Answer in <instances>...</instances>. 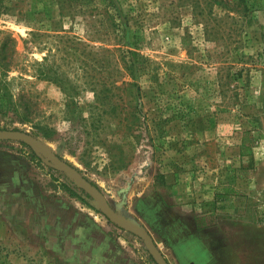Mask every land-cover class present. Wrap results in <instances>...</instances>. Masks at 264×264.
Wrapping results in <instances>:
<instances>
[{"label": "rangeland", "instance_id": "obj_1", "mask_svg": "<svg viewBox=\"0 0 264 264\" xmlns=\"http://www.w3.org/2000/svg\"><path fill=\"white\" fill-rule=\"evenodd\" d=\"M15 128L136 223L138 199L184 185L264 264V0H0V129ZM0 150L27 170L0 184V264H155L30 143Z\"/></svg>", "mask_w": 264, "mask_h": 264}, {"label": "crops", "instance_id": "obj_2", "mask_svg": "<svg viewBox=\"0 0 264 264\" xmlns=\"http://www.w3.org/2000/svg\"><path fill=\"white\" fill-rule=\"evenodd\" d=\"M17 172H27L26 165L15 154L0 150V184L14 190ZM3 174L8 182L1 181ZM166 190L173 193L172 200L142 197L133 209L140 219L137 222L150 232L169 264H245L235 240L228 241L217 223L205 224V212L196 217L192 206L179 200L184 185Z\"/></svg>", "mask_w": 264, "mask_h": 264}, {"label": "water", "instance_id": "obj_3", "mask_svg": "<svg viewBox=\"0 0 264 264\" xmlns=\"http://www.w3.org/2000/svg\"><path fill=\"white\" fill-rule=\"evenodd\" d=\"M0 139H15L28 142L32 145L36 154L46 161V152L43 151L41 144L29 132L19 129H0ZM49 157L53 162H46L56 169L72 176L75 182L96 200L109 220L119 227L139 236L145 242L151 256L157 264H169L154 238L145 227L132 220L126 219L119 212H117L105 194L93 185L92 182L88 180L75 166L57 155L50 154Z\"/></svg>", "mask_w": 264, "mask_h": 264}, {"label": "trees", "instance_id": "obj_4", "mask_svg": "<svg viewBox=\"0 0 264 264\" xmlns=\"http://www.w3.org/2000/svg\"><path fill=\"white\" fill-rule=\"evenodd\" d=\"M15 129H19V128H15ZM33 153H34V155L35 156H37L36 155V153L33 151ZM162 179H163V175H161L160 176ZM92 182V184L93 185H95L97 188H99V186L95 183V182H93V181H91ZM100 189V188H99ZM83 191V193L85 194V195H87L89 198H92V199H94L89 193H87L86 191H84V190H82ZM124 217V216H123ZM108 219V218H107ZM109 220V219H108ZM110 222H112L111 220H109ZM151 259L155 262V260H154V258L151 256ZM155 264H157L156 262H155Z\"/></svg>", "mask_w": 264, "mask_h": 264}]
</instances>
